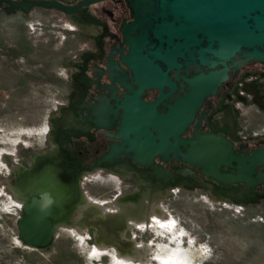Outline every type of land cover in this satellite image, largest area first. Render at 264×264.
I'll return each instance as SVG.
<instances>
[{
  "label": "flooded vegetation",
  "instance_id": "1",
  "mask_svg": "<svg viewBox=\"0 0 264 264\" xmlns=\"http://www.w3.org/2000/svg\"><path fill=\"white\" fill-rule=\"evenodd\" d=\"M56 1L73 7L85 0ZM58 13L69 25L65 38L71 46L61 66L64 91L48 119L44 150L26 155L29 163L13 170L8 189L21 202L20 217L24 202L17 179L46 164H55L65 181L78 178L81 194L69 226L90 230L100 247V232H116L107 247L116 252L119 242L137 249L126 235L139 225H170L162 204L176 190H200L214 201L245 209L264 204V61L249 58L250 50L242 48L225 60L207 53L215 67L202 64L196 53L194 61L176 58V66L169 67L151 54L159 41L148 29L141 57L153 62L156 68L150 69L142 58L130 56V39L140 30L131 27L135 18L128 0H100L71 17ZM211 73L221 74L191 81ZM190 92L179 109V100ZM202 136L228 145L230 153L223 150L228 156L219 170L239 174V180L217 182L203 168L177 157L178 139L186 142L179 145L185 154ZM38 157L45 159L37 164ZM205 164L209 168L212 162ZM105 177L120 185L106 192L107 199H89L86 183ZM198 184L236 191L242 201L217 200ZM87 207L94 212L81 223Z\"/></svg>",
  "mask_w": 264,
  "mask_h": 264
},
{
  "label": "rangeland",
  "instance_id": "2",
  "mask_svg": "<svg viewBox=\"0 0 264 264\" xmlns=\"http://www.w3.org/2000/svg\"><path fill=\"white\" fill-rule=\"evenodd\" d=\"M68 30L55 10L0 11V264H264V204L245 209L214 201L200 190L167 196L162 208L170 225H139L128 232L137 249L120 242L118 252L107 249L116 232L105 231L98 234L104 248L97 246L90 230L75 226L61 227L47 248L22 244L21 202L8 188L13 170L28 154L45 148L47 122L64 91ZM119 185L118 179L105 177L85 187L89 199L104 200ZM88 208L81 223L91 217Z\"/></svg>",
  "mask_w": 264,
  "mask_h": 264
},
{
  "label": "water",
  "instance_id": "3",
  "mask_svg": "<svg viewBox=\"0 0 264 264\" xmlns=\"http://www.w3.org/2000/svg\"><path fill=\"white\" fill-rule=\"evenodd\" d=\"M100 0H85L76 6L69 7L56 0H0V11L15 14L22 11L25 15L36 9L62 11L71 17L78 9ZM135 21L131 25L140 33L131 38L130 56L141 57V48L146 44L148 29L153 38L159 41L157 48L151 52L169 67L176 66V58L195 60V53L204 65L216 66L206 54L210 53L219 59H229L241 52L250 50L247 55L264 61V0H128ZM147 25V27H145ZM207 45L201 47L202 43ZM166 44V48L164 47ZM162 50L164 52L162 53ZM142 63L155 69L153 62L142 58ZM180 67V65H177ZM221 73L200 75L192 82L205 78L212 79ZM192 91V90H191ZM185 99L179 100L180 109ZM191 120V115L186 122ZM184 123V125H185ZM183 131V129L181 130ZM186 142L178 139L175 147L177 157L190 161L204 173L220 183H228V178L239 180V174H221L220 165L230 153L228 145L221 139L202 136L194 142V150L182 154L179 145ZM230 157V156H229ZM234 158V157H233ZM45 157H38L39 164ZM206 162H212L207 168ZM253 164L249 170L250 178L254 172ZM61 171L55 164H46L41 170L30 174L21 173L17 179L18 188L23 193L24 217L17 220L18 237L24 246L44 249L53 244L59 227L71 225V216L75 211L81 194L78 178L72 182L61 177ZM217 200L229 199L241 203L238 192L198 184Z\"/></svg>",
  "mask_w": 264,
  "mask_h": 264
},
{
  "label": "bare ground",
  "instance_id": "4",
  "mask_svg": "<svg viewBox=\"0 0 264 264\" xmlns=\"http://www.w3.org/2000/svg\"><path fill=\"white\" fill-rule=\"evenodd\" d=\"M92 212H94L93 209L92 210H89V213H92ZM121 214H124V213H121ZM122 220H123V218H122ZM126 245H129V244H126Z\"/></svg>",
  "mask_w": 264,
  "mask_h": 264
}]
</instances>
